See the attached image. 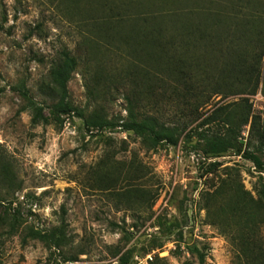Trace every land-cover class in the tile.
Listing matches in <instances>:
<instances>
[{"label": "rangeland", "instance_id": "obj_1", "mask_svg": "<svg viewBox=\"0 0 264 264\" xmlns=\"http://www.w3.org/2000/svg\"><path fill=\"white\" fill-rule=\"evenodd\" d=\"M239 1L236 5L242 14L264 17V0ZM234 2L237 0H106L110 25L120 33L110 30L107 37L93 38L102 39L98 41L106 49L98 54L99 50L91 53L85 45L89 33L79 22L81 9L74 16V0H0V153L17 177L13 188L0 181V264H123L120 258L130 252L128 264H199L193 253L196 249L205 254V264H264V198L259 196L264 173L245 160L243 153L208 158L194 150L195 143L185 148L182 142L152 150L133 132L91 130L85 120L74 116L57 122L51 110L58 99L50 91L55 89L50 69L68 51L79 63L68 84L69 102L83 110L86 118L124 120L127 103L123 95L131 89L127 80L121 86L102 80L91 98L87 88L95 86L98 64L94 58L104 56L101 66L119 76L133 67L135 45H127L119 36H136L135 28L143 38L146 30L122 22L125 16L137 11L164 16L177 5L178 9L199 11L194 19L209 22L206 15L220 8L228 10ZM260 25L263 31L264 18ZM131 27L133 33H126ZM168 29L172 34L176 27L169 25ZM209 33L215 36L213 31ZM222 45L226 47L227 42ZM224 51L219 47L213 56L224 57ZM218 57L199 60L211 68ZM260 67L255 95L212 96L204 111L216 105H237L247 98L253 115L264 119V58ZM22 86L43 108L45 119L39 125L32 123L34 114L19 91ZM161 111L167 117L175 109L165 106ZM251 121L241 132L243 151H254L248 143ZM259 155L264 161V153ZM213 164L218 167L210 170ZM223 182L248 193L252 213L261 209L263 220L256 231L245 222L239 224L242 217H232L230 209L217 217L218 207L227 206L230 198L228 194L212 196ZM5 209L9 218L3 215ZM13 216L21 225L11 231ZM63 221L68 244L62 249L31 238L32 233H46Z\"/></svg>", "mask_w": 264, "mask_h": 264}, {"label": "trees", "instance_id": "obj_2", "mask_svg": "<svg viewBox=\"0 0 264 264\" xmlns=\"http://www.w3.org/2000/svg\"><path fill=\"white\" fill-rule=\"evenodd\" d=\"M105 1L74 0V16L75 12L81 9L78 14L81 19L79 22L84 24L81 27L89 33L85 45L91 53L99 50L98 54H103L106 51V49L103 50L100 42L102 39L98 38L100 40L96 41L93 38L98 36L103 38V35L107 37L110 30H113V34L120 33L117 28L110 25L112 18L106 13ZM83 2L85 4H82ZM238 2L240 1L234 2L228 10L222 11L220 8L206 15L209 22L194 19L199 16V11L178 9L177 5L173 13H167L164 16L153 14V12L146 13L147 11H143L145 13L137 11L134 16H125L122 22L126 24L133 22V27L143 26L146 30L143 38L138 36V31L133 27L126 33L132 32L133 28L136 36L130 34L119 36L127 45H135H133L136 54L133 60L135 62H132L133 67L124 69L121 72V79L118 74L112 71L107 72L105 67L101 66L105 63L104 56L100 59L94 58L98 64V69L93 75L95 86L90 85L91 87L87 88L88 97L91 98L96 96V89L102 80L111 85L120 82V86L124 80H127L131 86L128 93L123 95L127 103V117L119 122L109 121L99 116L86 118L83 110L69 102L68 84L76 73L79 63L71 53L63 51L49 73L51 84L55 87L50 91L58 99L57 103L51 107L52 115L57 122H61L62 117L74 116L83 119L91 130L120 128L133 132L152 150L164 144L177 147L182 142L185 148L195 143L194 150L202 151L208 158H220L232 151L237 155L243 153L245 160L253 163L260 173H264V161L259 155L264 153V119L253 115L249 100L243 98L237 105L220 107L216 105L211 111H204L212 96L255 95L260 85L262 74L260 66L264 58V30L260 28V23L264 17H257V14L251 15L252 13H249V16L242 14L236 5ZM169 25L176 27L172 34H169ZM209 31H213L215 36ZM223 41L227 42L226 47L222 45ZM219 47L225 50L224 57L221 53V56L217 54L220 58L213 56V50L217 51ZM202 57L206 61L210 58L216 60L218 57V60H223V63L220 64L217 60L212 62L215 66L209 68L206 61L200 62L199 58ZM19 91L33 111L32 123L41 124L45 119L43 108L29 96L25 86L19 87ZM165 106L175 109L172 116L163 117L161 110ZM237 107L241 108L240 111L236 109ZM150 110L154 113L149 114ZM250 120H252V131L249 141L254 140L257 144L252 145L248 141L254 151L250 148L243 151V144L239 142L241 132ZM213 127L217 129L216 132L211 131L210 128ZM216 167L218 164H213L210 170ZM0 181L8 188L17 186L16 174L7 157L2 153H0ZM215 193L212 195L213 198L221 194H228L230 197L227 206L218 207L217 211L220 209L218 218L220 214L228 213L230 209L234 211L232 217L235 218V214L242 217L239 224L245 222L252 231L258 229L259 223L263 220L259 215L261 209H255L256 211L252 213V203L247 199L248 193H244L242 188L234 187L229 183L226 185L224 182ZM259 196L264 198V186ZM211 199L210 197L206 199L205 208L208 210L209 205L212 204ZM2 208L3 205L0 203V210ZM5 210L3 215L9 218V213L7 209ZM13 220L14 222H10L9 225L11 231L21 225L18 222L19 219L14 216ZM28 231L38 230L28 229ZM65 231L66 225L63 221L60 227L46 233H32L31 238L60 250L68 244ZM180 240H183V235H180ZM193 253L196 254L199 264H205V254L198 249ZM131 254L132 252L123 255L120 258L121 262L128 264V257Z\"/></svg>", "mask_w": 264, "mask_h": 264}]
</instances>
